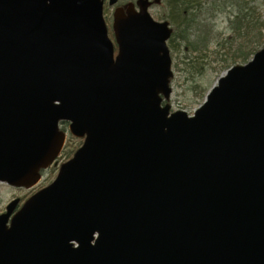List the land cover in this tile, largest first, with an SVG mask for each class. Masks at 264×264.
<instances>
[{
    "label": "water",
    "instance_id": "95a60500",
    "mask_svg": "<svg viewBox=\"0 0 264 264\" xmlns=\"http://www.w3.org/2000/svg\"><path fill=\"white\" fill-rule=\"evenodd\" d=\"M0 0V264H264V47L189 116L171 112L173 29L138 0ZM117 0H110V6Z\"/></svg>",
    "mask_w": 264,
    "mask_h": 264
},
{
    "label": "rangeland",
    "instance_id": "374dc122",
    "mask_svg": "<svg viewBox=\"0 0 264 264\" xmlns=\"http://www.w3.org/2000/svg\"><path fill=\"white\" fill-rule=\"evenodd\" d=\"M135 1L119 0V3L126 4ZM213 1L218 2L214 10ZM260 2V0H251L252 6H257ZM223 4V0H207L205 10L191 12L187 17L191 26L183 34L184 36L189 35L190 41L199 47L200 51L197 53L189 52V49H186L185 42L180 38L185 27L180 29L179 26L177 27L172 23L169 18V7L165 0L152 6L149 10L151 17L156 22L169 21L176 35L172 39L173 43H168L174 77L171 82L172 94L167 103L171 106L172 112L184 111L192 116L205 102L207 95L218 84L219 79L226 74L223 60L227 58V55L220 47V43L230 36L228 20L229 14L233 10L230 9L229 12V9L224 8ZM112 14V8L106 6L104 15L106 16L109 36L113 41ZM182 20L183 18H180V21ZM81 144L82 140L68 135L64 155L59 159L58 164H63L68 158L67 154L78 146L80 147ZM58 169L59 166H53L44 172L41 183L32 190L18 189L6 183H0V214L5 212L7 205L14 199L18 198L23 202L39 189L51 184Z\"/></svg>",
    "mask_w": 264,
    "mask_h": 264
},
{
    "label": "trees",
    "instance_id": "16d2710c",
    "mask_svg": "<svg viewBox=\"0 0 264 264\" xmlns=\"http://www.w3.org/2000/svg\"><path fill=\"white\" fill-rule=\"evenodd\" d=\"M207 0H165L169 7V18L175 26L182 30L180 38L185 42L189 52L200 51L189 39L184 36V31L189 30L191 22L187 17L191 12L205 10ZM224 8L232 11L229 14L228 29L230 36L220 43L227 58L223 60L224 68L228 71L238 64L248 63L253 56L264 46V0L260 4L252 6L251 0H223ZM213 10L218 2L213 1ZM224 11V10H223ZM180 18H183L180 21ZM188 21V22H187ZM176 37L173 34L172 39ZM169 43H173V40ZM69 156V153L67 154Z\"/></svg>",
    "mask_w": 264,
    "mask_h": 264
},
{
    "label": "flooded vegetation",
    "instance_id": "af4514ba",
    "mask_svg": "<svg viewBox=\"0 0 264 264\" xmlns=\"http://www.w3.org/2000/svg\"><path fill=\"white\" fill-rule=\"evenodd\" d=\"M136 1H137V0H136ZM136 1H135V2H136ZM151 2H154V0H151ZM130 3H134V2H129V3H126V4H122V3H119V0H118V3H117L115 6L111 7L112 10H113V13H114L115 9H117V8H119V7L123 8L124 11L126 12V10H125L126 5H127V4H130ZM106 6H107V7L109 6L108 0H106L105 3H104V7H106ZM109 7H110V6H109ZM112 15H113V14H112ZM115 55H117V52L115 53ZM60 126H61V129H62L64 132L67 133V141H68V134H69V126H70V124H69L68 122H62ZM66 143H67V142H66ZM21 202H22V201H21ZM22 203H24V201H23ZM22 203H21V204H22Z\"/></svg>",
    "mask_w": 264,
    "mask_h": 264
}]
</instances>
